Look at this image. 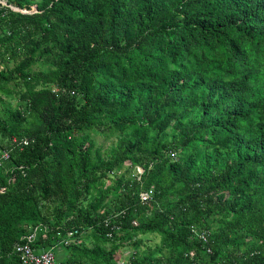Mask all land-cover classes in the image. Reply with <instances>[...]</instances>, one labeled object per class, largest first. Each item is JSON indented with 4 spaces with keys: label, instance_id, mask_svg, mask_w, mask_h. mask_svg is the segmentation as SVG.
Listing matches in <instances>:
<instances>
[{
    "label": "trees",
    "instance_id": "1",
    "mask_svg": "<svg viewBox=\"0 0 264 264\" xmlns=\"http://www.w3.org/2000/svg\"><path fill=\"white\" fill-rule=\"evenodd\" d=\"M3 151L0 264H264V0H0Z\"/></svg>",
    "mask_w": 264,
    "mask_h": 264
},
{
    "label": "built area",
    "instance_id": "2",
    "mask_svg": "<svg viewBox=\"0 0 264 264\" xmlns=\"http://www.w3.org/2000/svg\"><path fill=\"white\" fill-rule=\"evenodd\" d=\"M5 5L4 3H2ZM8 159V153L3 151L0 153V162ZM138 172L141 173L142 170L138 168ZM152 190L143 191L140 193V200L142 202H148L151 199ZM76 232L68 231L62 233L60 231L56 232L55 237L58 238L59 243L64 246H68L75 239ZM110 236V235H109ZM37 237V228L33 232L25 237V243L17 244L13 248V253L18 257L21 264H62L58 263L54 259V255L51 251H39L33 250L31 243Z\"/></svg>",
    "mask_w": 264,
    "mask_h": 264
},
{
    "label": "rangeland",
    "instance_id": "3",
    "mask_svg": "<svg viewBox=\"0 0 264 264\" xmlns=\"http://www.w3.org/2000/svg\"><path fill=\"white\" fill-rule=\"evenodd\" d=\"M2 3H5V2L2 1ZM12 10H17V9H15V8L12 7ZM96 141H97L98 145L99 144L106 145V143H108V141H106V143H105L104 138L101 137V136H96ZM153 242H157V239L155 241H153ZM66 251L67 250H64V249L63 250L62 249H57L56 251H54L55 258H56V260L58 262H61L63 260L64 256H66V253H67Z\"/></svg>",
    "mask_w": 264,
    "mask_h": 264
},
{
    "label": "water",
    "instance_id": "4",
    "mask_svg": "<svg viewBox=\"0 0 264 264\" xmlns=\"http://www.w3.org/2000/svg\"><path fill=\"white\" fill-rule=\"evenodd\" d=\"M16 9V8H15ZM17 11H20V10H17ZM36 11V8L34 7V9H33V11H31V12H35ZM22 12H24V11H22Z\"/></svg>",
    "mask_w": 264,
    "mask_h": 264
}]
</instances>
